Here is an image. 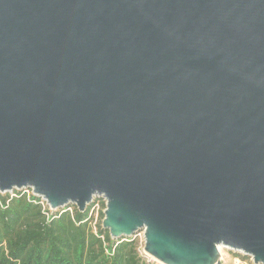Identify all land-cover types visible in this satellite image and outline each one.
<instances>
[{
  "label": "water",
  "instance_id": "water-1",
  "mask_svg": "<svg viewBox=\"0 0 264 264\" xmlns=\"http://www.w3.org/2000/svg\"><path fill=\"white\" fill-rule=\"evenodd\" d=\"M105 199L163 264H264V0H0V192Z\"/></svg>",
  "mask_w": 264,
  "mask_h": 264
},
{
  "label": "trees",
  "instance_id": "trees-1",
  "mask_svg": "<svg viewBox=\"0 0 264 264\" xmlns=\"http://www.w3.org/2000/svg\"><path fill=\"white\" fill-rule=\"evenodd\" d=\"M15 191L0 193V264H150L136 238L110 236L103 211L95 220L92 203L83 211L75 204L51 210Z\"/></svg>",
  "mask_w": 264,
  "mask_h": 264
},
{
  "label": "built area",
  "instance_id": "built-area-1",
  "mask_svg": "<svg viewBox=\"0 0 264 264\" xmlns=\"http://www.w3.org/2000/svg\"><path fill=\"white\" fill-rule=\"evenodd\" d=\"M15 190H20L22 193H26L28 197L30 196H36L39 198L38 202H40L43 206H48L49 205L46 203V201L40 197L37 196L33 193L32 189L30 188H21V189H14L13 192L8 193L10 197L12 196H16V191ZM4 193V192H2ZM92 209H94V206L97 205V200L96 198H93L92 200ZM50 208V207H49ZM68 209H70V207H67ZM51 210H53L52 208H50ZM56 210V209H55ZM139 253L145 258L146 262L150 263V264H163L161 262H159L158 260L154 259L152 256L148 255L143 247L140 246V248H138ZM235 252H238L239 254L235 255L232 257L231 261L227 262L224 258H223V254L220 252V257L218 262H215L214 264H249L248 261L246 260V258H244L242 255H247L245 253H243L242 251L239 250H234ZM251 258V257H250Z\"/></svg>",
  "mask_w": 264,
  "mask_h": 264
},
{
  "label": "rangeland",
  "instance_id": "rangeland-1",
  "mask_svg": "<svg viewBox=\"0 0 264 264\" xmlns=\"http://www.w3.org/2000/svg\"><path fill=\"white\" fill-rule=\"evenodd\" d=\"M2 193V192H0ZM94 198H96L97 200V205L94 206V216H95V220L97 218V211L98 210H102L104 211L105 208H103V206H101V200L105 202V199L101 196H95ZM55 210V209H53ZM132 238H136L138 240V248L143 247L144 244V237H143V231H139L136 234H134L133 236H131ZM220 252L223 254V258L229 262L231 261L232 257L239 254L238 252H235L232 249L226 248V247H220ZM244 258H246V260L248 261L249 264H254L252 259L250 258L249 255H242Z\"/></svg>",
  "mask_w": 264,
  "mask_h": 264
}]
</instances>
